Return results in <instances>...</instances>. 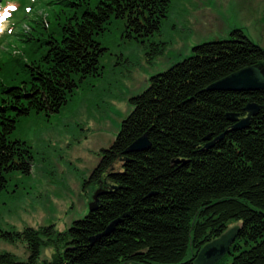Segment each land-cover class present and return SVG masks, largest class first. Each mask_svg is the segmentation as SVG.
<instances>
[{
	"label": "trees",
	"instance_id": "trees-1",
	"mask_svg": "<svg viewBox=\"0 0 264 264\" xmlns=\"http://www.w3.org/2000/svg\"><path fill=\"white\" fill-rule=\"evenodd\" d=\"M60 2L72 9L59 10L63 16L52 30L44 23L33 41L27 38L24 46L31 43L36 56H17L12 74L0 66V190L11 173L31 171L29 145L11 138L18 121L33 112L57 113L80 83L101 76L106 48L97 36L112 18L123 22L127 38L147 42V54L160 56L166 47L151 37L167 17L169 0ZM229 34L192 46L130 98L131 111L82 184L108 190L97 208L64 231L54 224L0 230V239L23 242L27 251L25 259L1 251L0 264H197L202 248L227 232L226 252L209 264H264V89L211 88L260 66L264 49L240 29ZM249 104L258 111L245 128L233 130L230 117L248 116ZM143 135L150 147L127 153ZM42 248L52 254L40 263Z\"/></svg>",
	"mask_w": 264,
	"mask_h": 264
},
{
	"label": "rangeland",
	"instance_id": "rangeland-1",
	"mask_svg": "<svg viewBox=\"0 0 264 264\" xmlns=\"http://www.w3.org/2000/svg\"><path fill=\"white\" fill-rule=\"evenodd\" d=\"M56 1L2 0V74L16 71L17 56H36L31 43L24 46L27 38L33 41L35 27L47 23L52 30L56 17L63 16L59 10L72 9L61 0ZM169 2L159 33L151 37L166 42L162 55L147 54V42L143 46L140 41L127 38L123 22L112 18L97 36L106 48L99 59L101 76H91L80 83L57 113L33 112L18 121L11 138L25 141L33 160L29 174L11 173L6 187L0 190V230L54 224L57 230L64 231L82 218L95 191L82 184L99 161L101 149L111 145L121 121L131 111L130 98L148 85L150 76L187 56L192 46L227 38L230 31L240 29L264 49V0ZM260 66L264 71V62ZM24 244L0 239V252L25 259ZM51 254L52 249L42 248L39 262L50 260Z\"/></svg>",
	"mask_w": 264,
	"mask_h": 264
},
{
	"label": "water",
	"instance_id": "water-1",
	"mask_svg": "<svg viewBox=\"0 0 264 264\" xmlns=\"http://www.w3.org/2000/svg\"><path fill=\"white\" fill-rule=\"evenodd\" d=\"M212 89L218 91H258L264 89V71L261 66L246 67L241 69L231 75L217 81L211 86ZM249 111V115L240 120H236L233 116L230 117L231 121H234L233 130L245 128L249 123V117L256 114L258 107L254 104H249L245 108ZM213 145V142L209 143V146ZM150 147V142L148 141L146 135L139 137L133 141L126 152H137L144 151ZM107 189L99 187L96 189L89 202L88 209L93 210L98 206L97 198L102 193L107 192ZM113 223H111V226ZM231 232H227L222 235L218 240L207 244L200 251L196 263L197 264H209L213 261H218L221 256L226 252L230 242H231Z\"/></svg>",
	"mask_w": 264,
	"mask_h": 264
}]
</instances>
